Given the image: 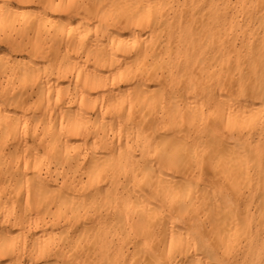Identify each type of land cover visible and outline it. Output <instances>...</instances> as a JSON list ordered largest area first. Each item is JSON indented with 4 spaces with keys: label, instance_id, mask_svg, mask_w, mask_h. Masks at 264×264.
<instances>
[{
    "label": "bare ground",
    "instance_id": "obj_1",
    "mask_svg": "<svg viewBox=\"0 0 264 264\" xmlns=\"http://www.w3.org/2000/svg\"><path fill=\"white\" fill-rule=\"evenodd\" d=\"M1 45L0 264H264V0H0Z\"/></svg>",
    "mask_w": 264,
    "mask_h": 264
},
{
    "label": "rangeland",
    "instance_id": "obj_2",
    "mask_svg": "<svg viewBox=\"0 0 264 264\" xmlns=\"http://www.w3.org/2000/svg\"><path fill=\"white\" fill-rule=\"evenodd\" d=\"M5 46H6V45H1V46H0V48H1V49H0V56H3V57H4V56H6V55H7V56L11 55V54H9L10 49H9L7 46H6V47H5ZM10 53H11V52H10ZM260 105H262V106L264 107V101H263V102L261 101V104H260Z\"/></svg>",
    "mask_w": 264,
    "mask_h": 264
}]
</instances>
